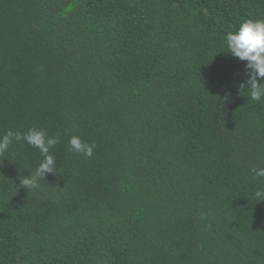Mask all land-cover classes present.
<instances>
[{
	"label": "trees",
	"instance_id": "1",
	"mask_svg": "<svg viewBox=\"0 0 264 264\" xmlns=\"http://www.w3.org/2000/svg\"><path fill=\"white\" fill-rule=\"evenodd\" d=\"M264 0H0V264H264V100L225 35ZM79 136L97 145L69 150Z\"/></svg>",
	"mask_w": 264,
	"mask_h": 264
},
{
	"label": "clouds",
	"instance_id": "2",
	"mask_svg": "<svg viewBox=\"0 0 264 264\" xmlns=\"http://www.w3.org/2000/svg\"><path fill=\"white\" fill-rule=\"evenodd\" d=\"M228 52L240 61H246L249 76L245 84L241 85L242 93L247 90L252 101L264 100V19H248L242 22L235 31L228 32L225 37ZM26 142L39 149L43 160L34 172L27 178H21V187L28 190L37 189L39 180L46 173L55 170V157L51 154L59 138L49 136L47 131L40 128H30L26 132L8 130L0 136V155L8 152L14 143ZM69 150L91 158L97 145L82 140L79 136H72L69 140ZM257 177L264 178V168L251 170ZM254 196L259 201H264V189H257Z\"/></svg>",
	"mask_w": 264,
	"mask_h": 264
}]
</instances>
